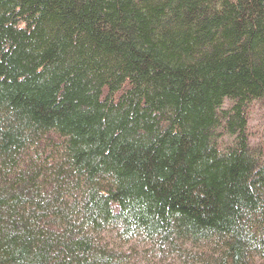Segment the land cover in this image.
<instances>
[{
	"label": "trees",
	"instance_id": "1",
	"mask_svg": "<svg viewBox=\"0 0 264 264\" xmlns=\"http://www.w3.org/2000/svg\"><path fill=\"white\" fill-rule=\"evenodd\" d=\"M261 101L264 0H0V264H264Z\"/></svg>",
	"mask_w": 264,
	"mask_h": 264
},
{
	"label": "rangeland",
	"instance_id": "2",
	"mask_svg": "<svg viewBox=\"0 0 264 264\" xmlns=\"http://www.w3.org/2000/svg\"><path fill=\"white\" fill-rule=\"evenodd\" d=\"M250 109L251 111L248 114L249 132L256 137L259 135V140L264 139V102L253 104Z\"/></svg>",
	"mask_w": 264,
	"mask_h": 264
}]
</instances>
